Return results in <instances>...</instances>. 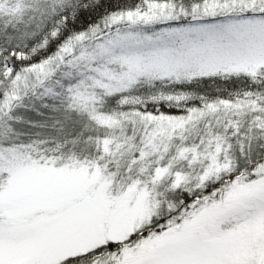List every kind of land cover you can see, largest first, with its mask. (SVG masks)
Wrapping results in <instances>:
<instances>
[{
    "label": "snow or ice",
    "instance_id": "6c2138e0",
    "mask_svg": "<svg viewBox=\"0 0 264 264\" xmlns=\"http://www.w3.org/2000/svg\"><path fill=\"white\" fill-rule=\"evenodd\" d=\"M0 264H264V0H0Z\"/></svg>",
    "mask_w": 264,
    "mask_h": 264
}]
</instances>
